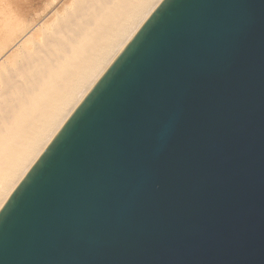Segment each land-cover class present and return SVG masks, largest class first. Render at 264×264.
<instances>
[{
  "label": "water",
  "instance_id": "obj_1",
  "mask_svg": "<svg viewBox=\"0 0 264 264\" xmlns=\"http://www.w3.org/2000/svg\"><path fill=\"white\" fill-rule=\"evenodd\" d=\"M0 264H264V0H162L1 206Z\"/></svg>",
  "mask_w": 264,
  "mask_h": 264
},
{
  "label": "bare ground",
  "instance_id": "obj_2",
  "mask_svg": "<svg viewBox=\"0 0 264 264\" xmlns=\"http://www.w3.org/2000/svg\"><path fill=\"white\" fill-rule=\"evenodd\" d=\"M31 1L0 9V208L162 0Z\"/></svg>",
  "mask_w": 264,
  "mask_h": 264
},
{
  "label": "rangeland",
  "instance_id": "obj_3",
  "mask_svg": "<svg viewBox=\"0 0 264 264\" xmlns=\"http://www.w3.org/2000/svg\"><path fill=\"white\" fill-rule=\"evenodd\" d=\"M16 1L17 0H15V1H13V0H0V9H1V4L3 3V4H7V5H9V4H11V2L13 3V5H11V8H14L15 9V3H16ZM27 1V2H26ZM37 1V0H36ZM6 2V3H5ZM31 0H23V2H22V6H23V9L24 10H26V12H28V13H30L31 11H32V9H33V6H32V3H34V2H32ZM54 3H56V1L54 0L53 1V3L52 4H46V2H42L41 4H40V7H41V10H42V7H44L43 6V4L44 5H46V7H47V5H48V10L50 11V10H52L53 8L52 7H55V4ZM17 4V3H16ZM28 4V5H27ZM30 4V5H29ZM42 5V6H41ZM45 7V8H46ZM50 7H51V9H50ZM47 9V8H46ZM44 11V9L41 11V12H43ZM40 12V13H41ZM31 14V13H30Z\"/></svg>",
  "mask_w": 264,
  "mask_h": 264
}]
</instances>
